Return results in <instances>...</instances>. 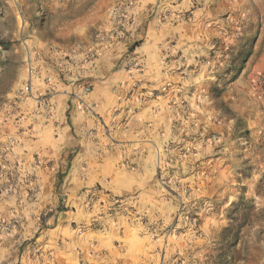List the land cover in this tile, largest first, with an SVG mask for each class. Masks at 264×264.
<instances>
[{
  "label": "rangeland",
  "instance_id": "obj_1",
  "mask_svg": "<svg viewBox=\"0 0 264 264\" xmlns=\"http://www.w3.org/2000/svg\"><path fill=\"white\" fill-rule=\"evenodd\" d=\"M223 1L0 0V264H264L259 29Z\"/></svg>",
  "mask_w": 264,
  "mask_h": 264
},
{
  "label": "crops",
  "instance_id": "obj_2",
  "mask_svg": "<svg viewBox=\"0 0 264 264\" xmlns=\"http://www.w3.org/2000/svg\"><path fill=\"white\" fill-rule=\"evenodd\" d=\"M223 3L228 10L236 9L233 12H236L234 18L237 24L240 23L239 19L244 14L246 23L250 27L255 25V28L259 29V34L255 38L254 52L248 60L247 72L251 75L261 73L264 76V0H229L221 4Z\"/></svg>",
  "mask_w": 264,
  "mask_h": 264
},
{
  "label": "trees",
  "instance_id": "obj_3",
  "mask_svg": "<svg viewBox=\"0 0 264 264\" xmlns=\"http://www.w3.org/2000/svg\"><path fill=\"white\" fill-rule=\"evenodd\" d=\"M241 205H240V203L237 205V208H239ZM239 212L237 211V214H238Z\"/></svg>",
  "mask_w": 264,
  "mask_h": 264
}]
</instances>
